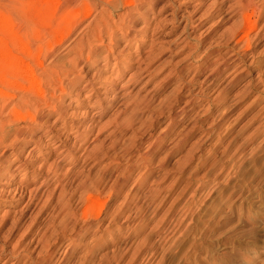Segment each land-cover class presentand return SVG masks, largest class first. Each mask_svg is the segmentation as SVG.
Segmentation results:
<instances>
[{"label": "rangeland", "instance_id": "rangeland-1", "mask_svg": "<svg viewBox=\"0 0 264 264\" xmlns=\"http://www.w3.org/2000/svg\"><path fill=\"white\" fill-rule=\"evenodd\" d=\"M103 1L67 39L50 37L43 64L66 71L51 98L26 55L25 1L0 0V89L14 82L9 92L33 101L19 119L15 99L0 101V264H264V0L251 5L247 54L225 71L224 56L244 52L240 0H161L133 20L125 2L103 14ZM98 15L110 29L99 48ZM81 35L92 46L79 56Z\"/></svg>", "mask_w": 264, "mask_h": 264}, {"label": "bare ground", "instance_id": "bare-ground-1", "mask_svg": "<svg viewBox=\"0 0 264 264\" xmlns=\"http://www.w3.org/2000/svg\"><path fill=\"white\" fill-rule=\"evenodd\" d=\"M24 1H25V4L23 5V9H22V12L21 13L23 15H25L26 18H27V20L25 21V30H29L32 33V36L34 38V41H32L31 43H28V45H27V48H26L27 53H26V55H27V57L31 58V60H33V62L34 61L36 62L35 65H37V67L40 69L41 76H44L45 77V82H46V85L48 87V90L47 91L51 95V96L50 95L49 96L51 98L52 97L54 98L56 88L59 87L60 91L63 90L62 87H64V86H62L63 83H62L61 78H60L63 73H62V70L60 71V70L57 69V66L58 65H56V63H51V64H49L47 66H44V64H43V59H46L49 56L52 57V53L55 51V47H56L54 45L48 44L49 39H50L51 36H53L55 34L58 35L59 41H63L64 39H67L73 33V31L76 28V26L83 20L81 18V12L85 13L86 15H89L91 13V11L93 10V8L96 7V5L98 4V0L96 2L94 0L93 1H91V0H62V1H60V0H40L41 3H42V5L40 4L41 6H38V4H37L39 0H31V4H33V7L29 6L30 3H28V0H24ZM105 1H106V3H104ZM160 1L161 0H104L103 1L104 4H102L100 2L102 4V8H101L100 11L104 14L106 12V10H107V6L118 7L119 5H122V2H125L126 4L124 3L125 6L123 8L124 9V14L123 13L122 14L125 17L133 20V19H135V16L143 17V16L148 15L150 11H153L154 10V8L160 3ZM29 2H30V0H29ZM89 2H92V3L94 2V3L92 4V3H89ZM240 2H241V8L240 9L242 10V13L244 14L243 15L244 18L242 17V19H244V22H240L241 25H243V27H242L241 30L240 29L238 30L239 34H238L237 38L235 39L236 40L235 41V44L236 45H241L242 44V46H244L245 48L243 47V50H244L243 53L238 52V50H237V51H233V52H231L229 54H226L227 55L226 57L224 56L223 61L221 60V63H219L223 67V71H225L226 69H229L232 66L233 67H237V65H234V63L238 59H240V60L243 59L245 57V55L247 54L245 51H248L249 47L251 46V36L249 37V30H251V27H252L251 17L254 16V14H255L258 6L257 5L251 6L252 4H254V0H246V1H243V2H242V0H240ZM22 4L23 3L21 2V4H20L21 7H22ZM50 6L53 7L51 13L49 12ZM80 6H82V7H80ZM249 9H250V11H249ZM25 11H26V13H25ZM42 11H46L44 16L42 15ZM101 12H100V14H101ZM56 15H58L59 19H58V17L56 18ZM102 16H104V15H102ZM102 16L99 17V15H98V18L94 16L92 18V20L90 21V23H89L90 25H93L92 26L93 27L92 28L93 31H91V29H90V33L91 34H89V35L91 37H93L94 39L96 38L97 43H95V47H97V48H99L100 46H103V44L105 43L104 40H103V38H101V32L103 30H107V31L110 30L108 28L109 25L108 24H105L106 21L104 23L103 20H105V19ZM52 17L55 20L56 19L59 20L58 24L50 32H46V33L45 32H42V30L39 29V27H37V25L38 24L39 25H42V22H45V21L46 22H49ZM241 25H238V27H240ZM235 29L237 30V28H235ZM232 32H235V30L232 31ZM236 33H237V31H236ZM111 36L113 37L112 34H111ZM111 36H110V38H112ZM83 39H84V37H83V35H81L80 41L77 42V45H76V47H77L76 50H78V52H79L78 55L79 56H81L82 53H83V49H84V46H85V45H83V43L84 44H88V45L90 44L91 45V43H87L88 42L87 38H86L87 42H85ZM43 43H45V44H43ZM91 46H88L89 48H87L88 49V54H90L94 50V48H92ZM31 47H35V48L33 50H31ZM42 47H47V49L43 53V55L41 56V52H42V49H43ZM76 47H74V49ZM72 49H73V47H72ZM109 53L110 52L108 50V53H106V55H105V58L106 59L109 58V56H110ZM111 53H112V51H111ZM88 54L86 52V55L87 56H88ZM110 57H113V54ZM11 58H12V56H11ZM11 61H12V65L14 64V67H15V65H17L20 69H23V70L27 71V73H26L27 76L26 75H23V74L22 75L24 77L26 76V81L28 80V82L30 83L29 85L32 86L33 90H35L36 93H37L36 94L37 97L34 98V100H35L34 103H36V102L37 103H43V104L49 106V102L48 101H51L52 102V99L51 98L49 99V97H48L49 100H47L46 93H44V91L41 89L42 83H39V81L42 80V79L39 78V80L37 82V79L38 78H36V73L34 72L35 70H33L28 64L21 65L22 60L19 57H17V56H14ZM74 61H75L74 59L71 60V62H73L72 64L75 63ZM104 62H105V64H107L108 61L105 60ZM8 63H9V61H8ZM10 65H11V63H10ZM14 67H12V69ZM74 67L76 68V66H74ZM7 68H9V67H6V69ZM10 69L11 68H9V70ZM9 70H5L4 69V71H9ZM19 71H20V74H21V70H19ZM1 72L2 73H6V72H3V69H2ZM64 72H65V74H63L62 76H64V79H65L66 71H64ZM7 74H9V76H10L12 73L7 72ZM67 75H69V73ZM1 76H4V75H1ZM11 76H13V74ZM64 79H63V82H64ZM77 79H79V77L77 75H75V77L73 78V81L70 80V83H73L74 84L75 82H77L76 81ZM14 80H15V78H14ZM10 81H12V80H10ZM8 83H11V82L8 81ZM6 85H5V87H3L4 89L2 88L3 90L0 89V101H1L2 108H4L7 104H9L12 100L15 99L18 104L14 105L15 104L14 103L13 104L14 106H12L10 108L9 113H11L15 118L19 119L20 112H19V110L17 108H18V106H19V108H20V106H22V105H20V103H23L27 107H31L32 104L30 102H33V101L32 100L30 101L29 98H25L24 96H21V95L18 96L16 94H13V93H10L9 92V90H11V91H17L16 90L17 88L15 86L18 87L19 84L18 85H15V83L13 82L11 85H9V84H6ZM90 86H92L90 83H85L82 86V89L88 88ZM91 88L88 90L89 92H90V90H92ZM21 90H23V89H21ZM88 91H87V93H89ZM91 92H93V91H91ZM89 94H91V93H89ZM89 94H88V96H89ZM195 95H197V94H194L191 98H189L188 100H186L184 106L182 108H180V110L177 111V112L178 113L179 112H184L186 110L187 106H191V105L193 106L195 100L197 101V99L199 98L198 97L196 99L195 98ZM191 109H192V107L191 108H188L184 113L186 114ZM28 110L29 109H27V111ZM24 112H26V111H24ZM185 117H186V115L183 114V117H181L179 119L180 120H183ZM32 121H33V119H32ZM0 129L1 130L3 129L2 121H0ZM2 142H3V137H2V135H0V144ZM91 216L98 217L99 216V212L94 213Z\"/></svg>", "mask_w": 264, "mask_h": 264}]
</instances>
